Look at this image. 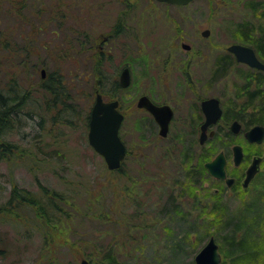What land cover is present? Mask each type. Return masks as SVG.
Returning <instances> with one entry per match:
<instances>
[{"label": "rangeland", "instance_id": "rangeland-1", "mask_svg": "<svg viewBox=\"0 0 264 264\" xmlns=\"http://www.w3.org/2000/svg\"><path fill=\"white\" fill-rule=\"evenodd\" d=\"M47 1L49 0L39 2ZM251 2L253 6L250 5ZM129 3L134 4L132 10L129 9ZM71 7L75 14L80 13L82 19L65 23L66 26L72 25L66 28L72 29L75 33H89L91 42L88 36L83 37V46L85 43L83 53L80 52L81 46L78 47L80 50H75L79 51L78 54H73L71 49L70 58L63 62H56L54 58H50L51 56L48 57L47 52H42L39 57L40 63L46 64L47 72L58 68L65 73L89 72L88 81L74 83L77 89L71 90L74 96L77 95L75 100L77 114L74 116L79 118L77 124L73 126L64 124L59 126V129H54L66 132L68 137L66 144L76 147L74 153L76 157L72 161L64 158L62 164L38 162L34 165L32 161L25 160L11 163L0 161V207L7 201L13 182L19 187L37 191L40 182L52 188L62 187L58 181L59 175L68 176L72 172L71 169L97 179L114 176L108 173L104 158L90 146L89 125L85 120L89 117L94 102L92 86L102 78V84H99L98 88H101L108 98H118L125 111L126 117L120 128V135L130 151L125 169L129 175L138 179L135 189L132 188L134 198L132 202H122L116 196L112 200L106 198V202H114L112 204L115 208L121 206L124 210L123 216L128 215L130 218L124 219V226L119 230L103 227L98 222V225L95 224L96 228L92 226L90 231H83L79 227L78 221L81 220L82 214L73 221L64 220L53 231L56 246L55 252L52 253L43 247V239L35 226L33 212L28 215L20 212L21 217L17 220L21 223L13 217L1 214L6 217H0V264H81L83 258H87L91 264H107L103 254L109 245L108 242L114 239L113 233H110L114 231L118 236L112 243L119 250L116 264H195V255L211 236L215 237L220 246L223 255L221 264L228 263L230 259L225 256L223 247L227 230L222 229L220 224L212 219L214 215L212 211L221 204L226 209L227 216L238 214L244 203L249 202L258 191L259 176H264V161L259 174L246 191L238 185L237 189L221 190L216 193L213 188L221 187V182L217 183L216 179L202 168L198 160L202 155L205 161L211 160L220 151H224L228 158L227 168L230 173H235L237 167L232 160L233 145L240 143L244 148L245 161L240 167L244 168L253 154L264 152V141L250 146L243 132L239 134L231 132L230 119L226 122L222 120L230 118L227 115L211 126L216 133L204 144L199 142L201 118H174L169 136L161 139L157 123L153 118H141L146 114L136 108V102L142 93L151 94L159 101L172 100V94L177 92L178 88L173 83L169 90L164 82H170L169 78L172 77L184 78L181 74L182 63L188 57L181 46L182 42L192 44L195 53L212 50L217 55L225 52L228 44L237 39L241 40L238 29L243 23L254 25L257 34L260 26L264 27V0H195L186 6L172 4L168 6L157 0H73ZM121 16L128 18L131 25H136L134 28L138 35L137 40H133V34L128 32L126 36L120 35L118 38L111 36L104 44L105 48L100 47L98 44L110 36ZM5 21L7 23L4 24L8 25L12 23V18L5 15L3 22ZM38 21L37 18L34 22ZM52 25L53 23H50L49 27ZM205 28L211 30L209 37L201 35ZM42 38L47 44L49 41L52 42L51 48L54 45L58 49L57 53L51 51L52 56H66L63 51L66 46L60 44L61 36H58V39L53 38L48 29L45 35L39 37L40 41ZM251 38L252 36L249 37ZM248 40L243 41L252 45ZM87 43L95 45L97 43L94 51L105 49V54L89 60L80 58L84 57L89 48L86 46ZM98 57L104 59L102 73H99V76L94 65ZM125 65L131 68L132 84L128 88H118L114 95L113 80L119 77ZM187 66L194 69L198 63L195 61L193 64L188 63ZM171 70L177 71L178 74L176 76L170 74ZM257 73L243 65L231 66L228 72L219 74V78L212 86L206 85L208 74L196 72L192 76L194 82L205 81V85H202L203 94L217 95L225 111L227 110L225 114L230 115L235 112V102L243 101L236 93L243 86L244 80L257 76ZM40 75L41 70H38L34 77L30 75L28 82L37 83ZM4 77V70H0V80ZM188 77L189 75L186 76L187 81L190 80ZM178 81L185 83L184 79ZM91 93L93 96L90 104L84 97L89 98ZM40 109L45 112L43 106ZM38 118L41 116L25 115L22 118L24 125L12 134L5 135L4 139L29 148L33 139L43 133L37 124ZM48 121L43 125L45 128L50 127L47 124L51 125ZM40 139L44 143L51 141L50 136H43ZM48 149L53 151V145ZM53 169L61 173L54 174ZM235 174L239 176L240 172L236 171ZM84 206L80 202L78 209ZM78 235H83L81 244L84 249L81 250L76 244L70 246Z\"/></svg>", "mask_w": 264, "mask_h": 264}, {"label": "trees", "instance_id": "trees-1", "mask_svg": "<svg viewBox=\"0 0 264 264\" xmlns=\"http://www.w3.org/2000/svg\"><path fill=\"white\" fill-rule=\"evenodd\" d=\"M39 1L0 0V14H4L3 16L0 15V70H4L5 74L4 79L0 80V161L11 163L25 160L32 161L34 165H37L38 162L62 164L64 158L72 161L76 157L74 154L76 147H70L66 144L68 141L66 132L55 131L54 129H59V126L64 124L68 126L77 124L79 118H74L77 114L75 110L77 95L74 96L71 90L77 89L75 84L78 82L88 81L89 72L66 71L65 73L61 71V68H58L48 71L45 77L41 74L37 83H29L28 81L30 75L34 77L38 70L46 67L45 63H40L39 55L42 52H47L48 57L51 56L50 58H54L56 62H63L66 58H70L71 49L73 54H78L79 51L75 50H80L78 47L81 46L80 52L83 53L85 43L83 46L84 41L82 39L86 36L83 32L75 33L72 29L66 28L72 26H66L65 23L70 21L68 14L73 0ZM5 15L12 18V23L4 24L7 23L6 21L3 22ZM37 18L39 21L33 22ZM53 20L56 23H53L50 28L49 22ZM48 29L53 38L58 39V36H61L60 44L66 46L63 50L66 56H52L51 51L59 52L54 47V43L51 48L52 42L49 41L47 44L43 42V38L40 41L39 37L42 34L45 35ZM250 35L252 38L249 39V42L264 57V27L260 26L257 34L252 28ZM96 56L99 54H91L86 58H84V54V57L80 56V58L89 60ZM100 58L98 57L94 61L98 76L99 73H102L104 63V59ZM263 78L264 73L259 72L257 76L244 80L243 86L236 93L239 98H243V101L235 102L237 110L234 109L235 112L230 114V118H223L222 120L226 122L230 119L231 123L237 119L244 123L245 129L254 124L264 125ZM99 84H102V78L93 84L91 90L93 94H96L97 90L102 92L101 88H98ZM113 84L115 83L113 82ZM118 88L114 86V95ZM93 94L91 93L89 98L84 97L90 104ZM102 94L104 93L102 92ZM114 98L116 97L110 99ZM42 106L44 113L40 109ZM25 115L29 117L41 116L38 118L37 124L43 132V135L38 134L33 139L34 141L29 148L23 147L15 141L4 139L5 135L12 134L24 125L22 118ZM47 120L51 123V125L47 124L50 126L49 128L43 126ZM85 120L89 121V117ZM43 136H50L51 141L41 142L40 138ZM249 144L252 146L254 143ZM50 145H53V151H49ZM56 153L61 155L57 156ZM129 153L128 150V155ZM126 158L119 169H108V173L114 175L108 179H97L86 173L77 172L76 169H71L72 172L68 176L59 175L58 181L62 187L52 188L40 182L38 190L32 191L19 187L17 183L13 182L7 201L0 207V217H13L19 223L20 221L17 219L21 217H19L20 212H24L26 215L33 212L35 226L43 239V247L52 253L55 252L56 246L53 232L55 228L64 220L66 222L73 221L78 216L80 217V214L82 217L78 222L83 231H90L92 226L96 228L95 224L98 225V222L103 227L119 230L124 226V219L130 218V216H123L124 210L121 209V206L115 208L112 204L114 202L109 201L110 203H107L106 198L112 200L116 196L122 202L134 200L132 194L138 179L126 172ZM204 159L202 155L198 162H201L202 168L206 169ZM53 173L59 174L61 171L53 169ZM259 178L257 193L249 202L244 203L238 214L232 217L227 216L226 209L221 204L212 211L214 213L212 219L217 221L222 229L227 230L223 247L225 256L230 260L226 264H264V176L260 175ZM117 187H119L118 190ZM80 202L85 206L78 209ZM110 233H113L114 239L118 236L115 231ZM82 236H76L73 239L74 243L70 246L76 244L81 250L83 248ZM114 239L112 242L116 241ZM112 242H108L109 245L103 254L107 264H116L118 258L119 250L115 248V244ZM96 251L100 252V250Z\"/></svg>", "mask_w": 264, "mask_h": 264}, {"label": "water", "instance_id": "water-1", "mask_svg": "<svg viewBox=\"0 0 264 264\" xmlns=\"http://www.w3.org/2000/svg\"><path fill=\"white\" fill-rule=\"evenodd\" d=\"M168 4L185 5L193 0H157ZM204 35L209 34V30L203 31ZM185 47L188 44L184 43ZM229 50L234 52L239 61L247 62L251 66L264 69V63L257 57L255 50L246 45L234 43L229 46ZM42 76L45 77L47 71L45 68L41 70ZM120 83L122 87H128L131 83V73L129 67H124L120 73ZM120 101L118 99L106 100L101 92L97 90L89 118L88 142L90 146L104 158L106 166L110 170H117L121 167L123 160L127 155V146L120 135V128L124 120V113L119 108ZM139 107H145L155 116V120L159 124V133L161 136H167L169 132L170 122L172 118L171 111L165 110L167 105H156L146 95L139 98ZM170 108V107H169ZM203 108L207 118L202 124V132L200 142H204L207 138L206 130L209 126L216 124L222 115L220 101L216 97L206 99L203 102ZM243 125L239 120H233L230 129L234 134L242 132ZM214 131L210 134L213 135ZM245 138L251 143H262L264 141V125L255 124L244 131ZM233 149V163L240 165L244 158L243 146L236 143ZM264 155H257L252 158L247 168L246 176L242 186L247 188L252 179L260 170V165ZM227 157L224 151H220L214 159L206 162L205 166L209 172L219 178L226 179L228 185L234 183L233 177H227L226 172ZM223 255L220 246L214 236H211L207 243L195 255V264H221ZM81 264H90L87 258H83Z\"/></svg>", "mask_w": 264, "mask_h": 264}, {"label": "flooded vegetation", "instance_id": "flooded-vegetation-1", "mask_svg": "<svg viewBox=\"0 0 264 264\" xmlns=\"http://www.w3.org/2000/svg\"><path fill=\"white\" fill-rule=\"evenodd\" d=\"M192 2H190V3H192ZM190 3L185 4V5H179V6H186V5H189ZM72 4L70 6H72ZM166 4L168 6L171 5V4H168V3H166ZM172 5H174V4H172ZM250 5L253 6V3H250ZM128 6H129V9L132 10V7L134 6V4L129 3ZM126 10H125V13H126ZM69 11L70 12H69L68 15H70V21L71 20L74 21V22H76V20L77 21H79V20L81 21L82 16H80V13L79 14H75V12L72 11V7L69 8ZM120 14H121V10H120ZM133 22H134V20H133ZM49 23H56V21L53 20L52 22H49ZM116 23L117 24H115V26L113 28L114 30L110 34V36H108L107 38H105L104 41L101 40V44H98V45H100V47L105 48V45L104 44L109 39H111V36L113 38H118V36H120V35L121 36L122 35L123 36L124 35L126 36V34L128 32H130L131 34H133L132 35L133 40H137V36L138 35H137V32L135 31V28H134L136 25H131L130 24V20L128 18H124V17L121 16ZM252 28L254 29L255 26L254 25H250L247 22L246 23H243L241 26H239L238 33L241 36V40L240 39H237V41H234L231 44H228L227 50L225 52H223V53L221 52V53H219L217 55H215V52L212 51V50L209 51V52L208 51H206V52H201L200 51V52L195 53L193 51L194 46L192 44H190L188 42H185V41L182 42L181 43V46L183 47V49H185V52H186L187 57H188V59H185L183 61V63H182V73L181 74L184 75V78H180V76H178V78L177 77L176 78L172 77V79L169 78L170 82L169 81L168 82H164L165 83V86L169 90H171V87L173 86V83H174V85L178 88V91L177 92H174L172 94V100L165 99V100H161V101H159L158 99H156L151 94L142 93L138 97L137 102H136V108L138 110H141L142 112H144L146 114L145 116H142L141 118H153V120L157 123V121L155 120L156 116L150 110H148L145 107H139L138 106L139 98L141 96H143V95H146L156 105H167V106H169L170 108L168 107L165 110V116H166V112H170L171 111L172 115L170 116V118H172V120L174 118H201L202 120H201V123H200V126H199V142H200V135H201V132H202L201 127H202V124L204 123L205 119L207 118L206 112H205V110L203 108V102L206 99H209V98H212V97H216V98L219 99L220 106L222 108V115H221L220 118H222L225 115H227V117H229L230 115L225 114L227 110L225 111V108H224V106H223V104L221 102V99L217 95H215V94H212V95H204L203 94V92H204L203 89L204 88H202V85H205V81L198 80V82H194L195 79H194V77L192 75H193V73H196V72L197 73L208 74L209 75V77L207 79L208 83L206 85L207 86H210V85L212 86L214 84V82L219 78V74L228 72L230 70V67L231 66L243 65L248 70H251L253 72H256V73L257 72L258 73L259 72H263L264 73V69H260V68L255 67V66H251L247 62L239 61L237 59L235 53L229 50V46L232 45V44H234V43H239V44H242V45L250 46V47H252L255 50V52L257 54V57L264 63V57L262 56L261 52L260 51L258 52L257 49L254 46L249 45V44H247V43H245L243 41L245 39H247V40L249 39V37L251 36L250 35V30ZM204 30H209V34L208 35H204L203 34V31ZM256 30H257V27H256ZM210 33H211L210 28H205V29H203L201 31V35L203 37H209L210 36ZM85 36H86V38L88 36V40H89V42H91L92 39H89V33H87V34L85 33ZM184 43L188 44V47H185L184 46ZM86 46L89 47L88 50L85 53L86 54V57L87 56H90L91 54H96L97 52H98L99 55L105 54V51H106L105 49H101L100 48L101 50L98 49L97 52L94 51L95 47L97 46V43H96V45H95V43L94 44H88L87 43ZM171 53H173V52H171ZM195 61H196V63H198V66L195 67L194 69H191V66H187L188 63L189 64H193V63H195ZM124 67H129L130 73H131V68H130L129 65H125ZM194 70L196 72H194ZM120 73H119V77L117 79L115 78L113 80V82L115 83V84H113V87L114 86H117L119 88L122 87V85L120 83ZM170 74H175V76H176L178 73H177V71L174 72V71L171 70L170 71ZM188 75H189L188 78L190 80L187 81L186 76H188ZM178 79H180V80L184 79V82L185 83L184 84L183 83H180L178 81ZM171 81H174V82H171ZM131 84H132V73H131V83H130V85L128 87H130ZM128 87H126V88H128ZM123 88H125V87H123ZM104 98L106 100H109L110 99V98H108L105 95H104ZM119 108L124 113V118H125L126 117V114H125V111L122 109L121 103L119 105ZM172 120L170 122L169 132H168V135L167 136H161L160 133H159V130H158L159 137L161 139H166L169 136ZM157 125H158V128H159V124L158 123H157ZM211 126H209L208 129L206 130L207 138L205 139L204 142H200L201 144H204L206 141H208L211 137H213L215 135L216 131ZM211 131H214L213 135L210 134ZM159 137L157 136L158 139H159ZM257 155H261L262 156V155H264V152L263 153H259L258 152V153L253 154L251 156L250 162L247 164V166H245L244 168H240L242 162L245 161V156L246 155H245V152H244V158H243L241 164L240 165H235V167H237L235 169V173H236V171L240 172V175L239 176H237V174H235V173H230V171L227 168V164H226L227 177H233L234 178V183L231 186L227 184V180L226 179H219V178L213 176L209 172L208 168L205 166L206 162H208L210 160L205 161L204 166L206 168L207 173L211 177H213L214 179H216L217 183L220 181L221 184H222L221 187L220 186H215L213 188L214 191L216 193H219V192H221V190H233V189L237 188L238 185H241L242 186L243 180H244V178L246 176L247 168L250 165V163L252 161V158L254 156H257ZM227 163H228V158H227ZM258 174H259V172H258ZM255 177H254V179H255ZM254 179L250 182V185L252 184V182L254 181ZM250 185H249V187H250ZM249 187L244 188L242 186V188H244V189H248ZM90 264H91V262H90Z\"/></svg>", "mask_w": 264, "mask_h": 264}]
</instances>
